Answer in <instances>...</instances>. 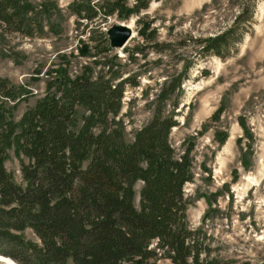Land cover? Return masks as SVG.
Instances as JSON below:
<instances>
[{"label": "rangeland", "instance_id": "rangeland-1", "mask_svg": "<svg viewBox=\"0 0 264 264\" xmlns=\"http://www.w3.org/2000/svg\"><path fill=\"white\" fill-rule=\"evenodd\" d=\"M31 1L53 12L42 20L45 32L0 36V80L17 92L16 99L0 101L13 107L9 119L16 130L5 166L16 183L25 185L21 164L28 161L18 144L24 113L61 96L67 80L77 75L92 81L109 77L111 65V83L123 84L116 119L126 141L134 140L163 100L164 117L176 120L170 141L180 155L188 153L194 173L185 185L194 202L187 216L206 233L209 258L217 259L215 264H264V0H252L250 32L224 59L199 55L195 39L230 27L238 5L248 0H152L139 16L93 22L71 8L83 0ZM115 23L132 28L122 48H112L104 34ZM78 108L81 126L89 111ZM142 186V181L134 186L137 205ZM17 233L38 240L30 229ZM156 263L176 264L164 257Z\"/></svg>", "mask_w": 264, "mask_h": 264}, {"label": "trees", "instance_id": "trees-1", "mask_svg": "<svg viewBox=\"0 0 264 264\" xmlns=\"http://www.w3.org/2000/svg\"><path fill=\"white\" fill-rule=\"evenodd\" d=\"M151 1L83 0L71 8L91 22L128 19ZM254 3L238 5V15L222 32L196 38L199 55L232 56L250 32ZM46 6L0 0V36L42 34V20L53 15ZM108 67L109 77L102 74L92 81L77 75L67 80L61 96L43 99L24 113L18 144L28 159L21 164L25 185L16 183L5 166L16 124L9 119L13 107L0 104V253L13 260L2 257L20 264H157L159 257L176 264L218 263L209 258L206 233L188 220L194 202L185 185L194 173L188 153L180 155L170 141L176 120L164 117L163 100L134 140L126 141L116 119L123 84L111 83L114 74ZM16 93L0 80V101L16 99ZM79 106L89 111L81 126ZM139 181L137 205L134 186ZM27 229L37 242L17 233Z\"/></svg>", "mask_w": 264, "mask_h": 264}, {"label": "water", "instance_id": "water-1", "mask_svg": "<svg viewBox=\"0 0 264 264\" xmlns=\"http://www.w3.org/2000/svg\"><path fill=\"white\" fill-rule=\"evenodd\" d=\"M107 35L112 48H122L129 41L133 32L130 25L115 23L107 29Z\"/></svg>", "mask_w": 264, "mask_h": 264}, {"label": "bare ground", "instance_id": "bare-ground-1", "mask_svg": "<svg viewBox=\"0 0 264 264\" xmlns=\"http://www.w3.org/2000/svg\"><path fill=\"white\" fill-rule=\"evenodd\" d=\"M4 259V261H6L7 260V262L9 263V264H16V263H14L13 261H11V260H9V259H7V258H4V257H2V255H0V260H3Z\"/></svg>", "mask_w": 264, "mask_h": 264}]
</instances>
